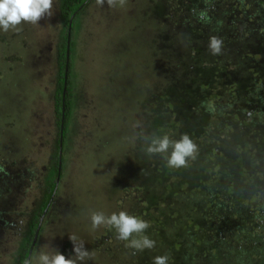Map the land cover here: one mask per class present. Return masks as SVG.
<instances>
[{
  "label": "rangeland",
  "instance_id": "374dc122",
  "mask_svg": "<svg viewBox=\"0 0 264 264\" xmlns=\"http://www.w3.org/2000/svg\"><path fill=\"white\" fill-rule=\"evenodd\" d=\"M19 27L0 30V264H16L23 243L29 247L26 259L42 251L62 254L66 244L70 251L64 256L70 258L73 234L92 254L84 264H152L160 255L169 257L168 264H208L211 253L185 246L197 215L219 238L222 261L211 264H242L236 257L247 254L246 244L240 245L246 238L252 240L246 264H260L264 183L238 193L231 219L223 217L221 205L229 207L233 183L203 208L197 202L206 198L208 185L228 179L248 185L257 162L254 149L243 148V141L232 145L236 174L230 176V168L223 173L218 160L226 153H215L222 143H200L195 111L211 113L212 105L219 106L222 129L208 125L210 134L230 133V124L256 113L251 122H260L263 134L264 0H127L117 8L91 0L69 31L60 0H53L50 17ZM64 36L71 48L72 106L60 179L42 209L46 182L55 176L57 53ZM212 36L223 41L220 55L209 52ZM181 128L196 133L190 139L198 152L187 167L173 169L160 155L146 154L145 137L178 140ZM241 171L248 176L241 179ZM184 196L193 200L186 204L191 212ZM120 211L150 224L146 234L156 242L153 249L136 252L117 240L113 229H91L93 212Z\"/></svg>",
  "mask_w": 264,
  "mask_h": 264
},
{
  "label": "trees",
  "instance_id": "16d2710c",
  "mask_svg": "<svg viewBox=\"0 0 264 264\" xmlns=\"http://www.w3.org/2000/svg\"><path fill=\"white\" fill-rule=\"evenodd\" d=\"M90 1L91 0H60V16L62 19V24L64 26V30L66 29L67 31H69L70 19H71V26H73V23H74L77 15L85 8V6ZM70 51H71V48L70 49L68 48V44L66 42V36H64L63 45L60 46V48L58 49V53H57V59H58L59 65H60V72H59V78H58L57 92L55 94L56 112H57V115L59 117L58 125H59V130L62 128V135H60V133H59V138H58V142H57L55 176L52 180L46 182L47 194H46L45 200L42 204V209L45 208L47 202L49 201L53 187H54V184L56 183L55 177H57V174L59 171V161L61 162V164L63 161V155H64L63 154V149H64V142L63 141H65V137H66V133H67V125H68V121L70 118V111H71V106H72V101L70 99L71 91H72V86L70 89V85L72 82L70 80V76H71V73H70L71 70L70 69L72 67L71 63L69 64V62H71V59H69ZM208 67L210 68V66H208ZM65 75H66V77H65ZM65 78L67 80H66V86L64 89L65 90L64 91L65 92L64 93L65 101L63 103V99H62L63 98V85H64L63 82H64ZM242 85L243 84L240 83V85H239L240 88ZM260 88H261L260 90H263L262 91V93H263L264 92V85L260 86ZM197 90L199 91V89H197ZM163 102H167V101H163ZM259 102L261 103L260 105H263V107H264V99L261 96V94H259ZM63 104H64V108L62 107ZM167 107H168V104H167ZM210 108H211L210 109L211 113L207 112V113L202 114V111L199 110L198 108L195 111L196 116L198 117V119H200V122H201V124L199 125L200 127L198 128L197 132L199 133V138L202 139V141L200 143L207 144V143L212 142V141H214V142L219 141L222 143V145L218 146L215 150V153L217 152L218 155H223V153L224 154L226 153V156H223L222 160H218V161H220V163L218 162V164L221 167L222 172L227 173L228 172L227 169L230 168V172H228V174L230 176H234V174H236L235 168H236L237 162L234 161L233 159H231L232 155H230V154H235V152H237V150L232 149L231 146L234 144L239 145L242 141L246 145V146L243 145V148H247L248 150L251 149V151H252V149H254V151H252V156L255 157V159L257 161L255 163L251 164V168L253 169L252 170L253 173H252L251 180H249V182H248L249 183L248 185H237V184H235V182L231 181V179L225 180V182H223V183H216L213 185H208L207 189H205V191H204V194H206V196H205L206 198L203 200L197 201V202H199L201 208H203L204 203H206L207 201H210L211 199H213V197L215 198V196H218V194L220 192H223V188L225 186L227 187L226 183H233V185L230 189L228 186V193L229 194H228L227 198H229V200H228L229 201V207H227L225 205H221L223 210H224L223 211V217H225V218L228 217L231 219L233 216V213H234V209H233L234 203H237L241 200V198L238 196V193L241 190L246 189V188L255 189V187L257 186L256 183H264V174H260L261 172H264V166L262 165V162H264V132L262 134L261 129L259 130V128H258V126L261 124L260 122H259V124H258V121L254 122V123L251 122L253 119V115L256 114V113H253V114H251L250 117H245L243 119V121H241V123H239L238 125H236L234 122H233L234 124H230V126L232 128V131H231V129H228L230 131V133L229 132H227V133L223 132L222 134H220V133L210 134L208 132L209 130L206 129V127L208 128V125H211L212 128H214L216 132H217V130L222 129V127H221L222 119H221V113L219 111L220 110L219 106H213L212 105ZM258 112L261 113L263 111L260 109V111H258ZM61 125H62V127H61ZM179 131H180L181 136L186 134L189 136V138H193V139H194V136L196 135V133H195V135L189 134V128L188 129L187 128H181ZM250 131H252L253 133L256 131V133H254V134H257V135L250 136ZM247 137H249L248 142L246 141ZM193 141H195V140H193ZM60 143H61V148H62L61 153L59 152L60 151V149H59ZM211 153L213 154V151H211ZM241 153H242V150H241ZM206 157H207V159L211 160L214 156H212L211 154H207ZM216 162H217V160H216ZM240 162H242V157H240ZM60 168H61V166H60ZM217 172H218V174H221V171L218 168H217ZM246 173L247 172H244V171L239 172L241 179L248 176ZM59 175H61L60 171H59ZM230 176H229V178H230ZM59 179H60V176H59ZM223 180H224V178H223ZM169 181L170 180H168V182ZM152 182L154 184V183H158L159 181L158 180H152ZM189 200H192V199H187L184 196V201H185L184 205L186 207V210L188 212H191V209L193 206H191V205L187 206L186 205V204H188ZM213 201H215V200H213ZM42 209H40V211H41L40 213H42ZM38 221L39 220L37 218L35 221L31 222V224H30V229L34 233H35V228L37 227ZM193 222L194 223H190L189 227L187 228L185 246H187L190 249L195 250V252L198 250L196 247L201 246L202 250L204 249L205 251L211 253L212 254L211 258H210V256L208 257V261H207L208 264L213 263L215 259H219L221 262L222 261V254L219 253L220 252V246H219L218 235L215 233H209L206 230L205 220L203 217H200L197 215L193 219ZM194 224L198 225L199 229L193 230V228L195 227ZM34 233H33V236L30 238L29 242L32 241V239L34 237ZM246 239H249V238H246ZM246 239L240 245L242 246L243 243L246 244V246L244 248L247 251V254L242 255V257H240L241 255L236 257V259L242 264L243 263L246 264V263L251 262V261L247 260V255H248V253H250L251 248H247V247H252V240L250 243H247ZM258 248L264 249V247H260V246ZM28 249H29V247L27 246V248H26L25 244L23 243L22 246L20 247L19 255L17 257H15L16 264H23L24 263ZM240 250L241 249L239 247H237L235 255ZM69 251L70 250H69L68 244L64 245V248L62 250V254L66 255L69 253ZM259 253H261L260 256H262V257L257 259V261L260 264H264V251L260 250ZM241 258H242V260H241Z\"/></svg>",
  "mask_w": 264,
  "mask_h": 264
},
{
  "label": "clouds",
  "instance_id": "9594fccd",
  "mask_svg": "<svg viewBox=\"0 0 264 264\" xmlns=\"http://www.w3.org/2000/svg\"><path fill=\"white\" fill-rule=\"evenodd\" d=\"M105 2L109 7L117 8L124 7L127 0H96V4L101 7ZM52 14L53 0H0V30L18 32L21 30L20 25L24 23L38 25L39 20ZM222 47L223 41L220 38L210 37L208 49L212 55H220ZM145 140L146 154L160 155L165 159L166 165L173 169L187 167L189 159H195L198 152L197 145L186 134L178 140H173L168 135L145 137ZM90 220L93 231L101 226L109 227L115 231L117 240L126 242L125 246L136 252L155 247L156 242L146 234L150 224L126 211L107 216L103 212H93ZM68 238L73 244V255L70 258L55 250L51 253L42 251L35 257L26 259L24 264H84L92 254L85 249L83 241L78 242L75 234L69 235ZM168 260L167 255L155 256L152 264H168Z\"/></svg>",
  "mask_w": 264,
  "mask_h": 264
},
{
  "label": "water",
  "instance_id": "95a60500",
  "mask_svg": "<svg viewBox=\"0 0 264 264\" xmlns=\"http://www.w3.org/2000/svg\"><path fill=\"white\" fill-rule=\"evenodd\" d=\"M70 26H71V19H70V21H69V30H70ZM67 70V69H66ZM65 77H66V75H65ZM65 86H66V78L64 79V85H63V96H64V89H65ZM61 127H62V125H61ZM60 135H62V128L60 129ZM61 142V141H60ZM62 143V142H61ZM61 143H60V147H59V149H60V153H61ZM60 166H61V162L59 161V171H60ZM59 171H58V174H57V177H56V185L58 184V180H59Z\"/></svg>",
  "mask_w": 264,
  "mask_h": 264
},
{
  "label": "flooded vegetation",
  "instance_id": "af4514ba",
  "mask_svg": "<svg viewBox=\"0 0 264 264\" xmlns=\"http://www.w3.org/2000/svg\"><path fill=\"white\" fill-rule=\"evenodd\" d=\"M65 91V90H64ZM65 93V92H64ZM63 103H64V101H65V96H63ZM63 108H64V104H63V106H62ZM3 216H5V215H3ZM28 226V225H27ZM38 233V232H37ZM36 234V228H35V233H34V235Z\"/></svg>",
  "mask_w": 264,
  "mask_h": 264
}]
</instances>
